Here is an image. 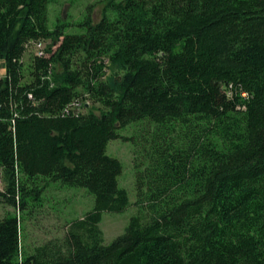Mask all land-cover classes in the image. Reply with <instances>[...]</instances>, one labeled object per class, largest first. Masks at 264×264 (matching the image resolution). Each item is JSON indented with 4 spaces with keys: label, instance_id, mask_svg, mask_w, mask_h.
Here are the masks:
<instances>
[{
    "label": "trees",
    "instance_id": "16d2710c",
    "mask_svg": "<svg viewBox=\"0 0 264 264\" xmlns=\"http://www.w3.org/2000/svg\"><path fill=\"white\" fill-rule=\"evenodd\" d=\"M47 3L0 0V202L24 211L59 182L93 207L32 250L6 213L0 264H264V0H106L80 34L50 28ZM114 139L138 213L104 244L102 213L129 205Z\"/></svg>",
    "mask_w": 264,
    "mask_h": 264
},
{
    "label": "rangeland",
    "instance_id": "374dc122",
    "mask_svg": "<svg viewBox=\"0 0 264 264\" xmlns=\"http://www.w3.org/2000/svg\"><path fill=\"white\" fill-rule=\"evenodd\" d=\"M106 0H48L47 23L50 28L56 24H65L69 34H80L83 29L78 25L89 15L92 22H98L103 13ZM91 6V10L89 8ZM48 45L49 42H44ZM22 61H28L37 51V45H26ZM59 69V68H58ZM5 68L0 60V78L4 75ZM120 74L117 68L112 67L107 71V79L111 81ZM27 78V77H26ZM88 105V104H87ZM94 107H97L95 105ZM83 112H86L84 109ZM97 113V111H95ZM133 126H127L119 132L123 136L134 133ZM106 154L119 160L122 172L118 176V185L127 191L129 205L122 212H103L99 228L103 233L104 244L110 243L115 237L123 234L129 219L138 213L135 201V170L133 166L132 144L120 139L110 140L106 145ZM39 181L38 185H42ZM39 200L29 201L24 211H17L5 203L0 202V219L6 213L16 214L19 219V236L22 250H32L49 240L61 239L71 221L80 219L83 214L93 207V196L83 187H70L59 182H48ZM4 189V181L0 170V190Z\"/></svg>",
    "mask_w": 264,
    "mask_h": 264
},
{
    "label": "built area",
    "instance_id": "2783aa9c",
    "mask_svg": "<svg viewBox=\"0 0 264 264\" xmlns=\"http://www.w3.org/2000/svg\"><path fill=\"white\" fill-rule=\"evenodd\" d=\"M35 45H37V51L35 53L36 56H42L43 55V52H44V49L46 47L45 43L42 42V41H37L35 42ZM79 102H73L68 108L65 109L64 112L68 113V111H72L75 115H78L80 108H79Z\"/></svg>",
    "mask_w": 264,
    "mask_h": 264
}]
</instances>
